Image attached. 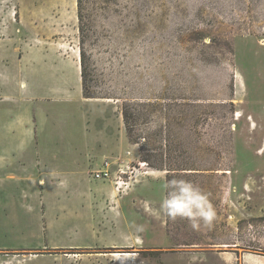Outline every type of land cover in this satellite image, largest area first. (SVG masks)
<instances>
[{
  "label": "rangeland",
  "instance_id": "obj_1",
  "mask_svg": "<svg viewBox=\"0 0 264 264\" xmlns=\"http://www.w3.org/2000/svg\"><path fill=\"white\" fill-rule=\"evenodd\" d=\"M83 19L97 98L78 1L0 0V264H264V0H84ZM174 177L211 225L161 211Z\"/></svg>",
  "mask_w": 264,
  "mask_h": 264
},
{
  "label": "clouds",
  "instance_id": "obj_2",
  "mask_svg": "<svg viewBox=\"0 0 264 264\" xmlns=\"http://www.w3.org/2000/svg\"><path fill=\"white\" fill-rule=\"evenodd\" d=\"M161 211L171 220H186L193 230L201 223L211 225L216 219V209L210 194L191 180L172 178L164 185Z\"/></svg>",
  "mask_w": 264,
  "mask_h": 264
},
{
  "label": "trees",
  "instance_id": "obj_3",
  "mask_svg": "<svg viewBox=\"0 0 264 264\" xmlns=\"http://www.w3.org/2000/svg\"><path fill=\"white\" fill-rule=\"evenodd\" d=\"M78 1V17H79V30H80V54H81V77H82V86H83V93L84 96L87 98H97L100 97L99 94L93 90L90 89V86L88 84V76H89V69H90V63H89V56L85 47V38H86V24L83 19V2L84 0H77ZM124 118L126 122V126L129 132V135L132 137V131L131 127L129 125V112L125 106L124 110Z\"/></svg>",
  "mask_w": 264,
  "mask_h": 264
},
{
  "label": "built area",
  "instance_id": "obj_4",
  "mask_svg": "<svg viewBox=\"0 0 264 264\" xmlns=\"http://www.w3.org/2000/svg\"><path fill=\"white\" fill-rule=\"evenodd\" d=\"M93 177L96 179H109L111 177V172L108 168H104L101 170H97L93 173ZM118 184L121 183V181H117Z\"/></svg>",
  "mask_w": 264,
  "mask_h": 264
},
{
  "label": "crops",
  "instance_id": "obj_5",
  "mask_svg": "<svg viewBox=\"0 0 264 264\" xmlns=\"http://www.w3.org/2000/svg\"><path fill=\"white\" fill-rule=\"evenodd\" d=\"M8 27V26H7ZM6 39V38H5ZM0 40H4V38H0ZM78 64V63H77ZM76 64V66H77ZM77 71H78V76L80 79H82L81 77V69H80V73H79V70H78V66H77ZM56 76V75H55ZM57 79L61 78V79H65L66 77H64V75H61V76H56ZM9 76L7 75V80H9ZM0 153H3V152H0ZM1 157V156H0Z\"/></svg>",
  "mask_w": 264,
  "mask_h": 264
},
{
  "label": "bare ground",
  "instance_id": "obj_6",
  "mask_svg": "<svg viewBox=\"0 0 264 264\" xmlns=\"http://www.w3.org/2000/svg\"><path fill=\"white\" fill-rule=\"evenodd\" d=\"M80 59H81V56L79 54L78 56V60H77V63H78V66L81 68V63H80ZM242 114L240 112L237 113V116L240 117ZM120 254H127V253H115L114 255H120Z\"/></svg>",
  "mask_w": 264,
  "mask_h": 264
}]
</instances>
